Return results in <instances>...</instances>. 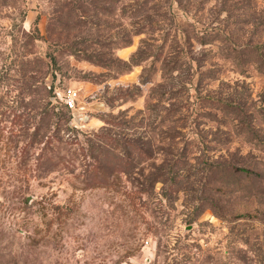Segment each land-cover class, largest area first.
Instances as JSON below:
<instances>
[{
  "label": "rangeland",
  "instance_id": "1",
  "mask_svg": "<svg viewBox=\"0 0 264 264\" xmlns=\"http://www.w3.org/2000/svg\"><path fill=\"white\" fill-rule=\"evenodd\" d=\"M233 41L264 0H0V264H264V65ZM236 90L261 141L203 99Z\"/></svg>",
  "mask_w": 264,
  "mask_h": 264
},
{
  "label": "trees",
  "instance_id": "2",
  "mask_svg": "<svg viewBox=\"0 0 264 264\" xmlns=\"http://www.w3.org/2000/svg\"><path fill=\"white\" fill-rule=\"evenodd\" d=\"M249 45V44H240L237 43V41H233L231 45H229V49H232L233 51H236L234 55H227V58H231L234 60H240L242 64L247 62L248 64H254L255 63L260 67L264 65V41H260L257 43L256 46ZM255 51L259 59L256 61H251L248 59L250 53L249 51ZM232 52V51H231ZM259 60V61H258ZM254 62V63H253ZM259 62V63H258ZM204 100H207L210 102L211 105H213L215 108L222 112H231V113H237L238 115L234 116L235 118H238L240 121L239 128L241 132H247L252 134L250 137H248V140H250L253 143H256L257 141H261L262 137L258 134L259 128L256 123V115L254 112L250 109L248 106V97H245L243 95H238L237 90L235 93L229 92L227 95H219L218 97H214L210 94L207 96H203ZM258 146V145H257ZM259 147V146H258ZM210 165H225L226 168H231L235 173L238 171H243L248 176H252L254 174L260 175L261 173L253 170L251 167H241L239 164L235 161H223L222 158H216L214 160L208 161ZM254 173V174H253ZM213 208H219L218 203H213L211 205ZM216 210V209H215Z\"/></svg>",
  "mask_w": 264,
  "mask_h": 264
},
{
  "label": "built area",
  "instance_id": "3",
  "mask_svg": "<svg viewBox=\"0 0 264 264\" xmlns=\"http://www.w3.org/2000/svg\"><path fill=\"white\" fill-rule=\"evenodd\" d=\"M78 97V91L75 89H68V92L65 96V103L67 106L72 107L76 104V99Z\"/></svg>",
  "mask_w": 264,
  "mask_h": 264
},
{
  "label": "crops",
  "instance_id": "4",
  "mask_svg": "<svg viewBox=\"0 0 264 264\" xmlns=\"http://www.w3.org/2000/svg\"><path fill=\"white\" fill-rule=\"evenodd\" d=\"M121 264H147V263H145V262H137V260H134V259H129L128 261H126V262H122Z\"/></svg>",
  "mask_w": 264,
  "mask_h": 264
}]
</instances>
